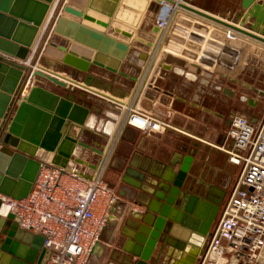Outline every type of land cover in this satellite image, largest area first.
<instances>
[{
    "label": "water",
    "instance_id": "95a60500",
    "mask_svg": "<svg viewBox=\"0 0 264 264\" xmlns=\"http://www.w3.org/2000/svg\"><path fill=\"white\" fill-rule=\"evenodd\" d=\"M60 1L63 2L0 0V195L17 201L30 193L43 163L37 151L52 155L47 163L60 168L67 165L76 149L96 152L85 138H80L88 110L78 104L73 86L56 75L32 71L49 34L52 32L93 52L92 59L85 58L92 65L126 76L119 68L130 50L129 44L68 18L109 28L107 22L69 6L58 7ZM110 1H113L110 10L90 8L111 18L120 0ZM184 8L264 45V1L235 2L223 13L231 24L192 7ZM61 10L65 15L59 14ZM49 11L51 14L40 34ZM246 27L252 32H247ZM152 31L157 33L158 30L154 27ZM115 33L133 39V35L126 31L115 29ZM39 34L36 46L40 43V48L37 47L32 66L26 70L23 63L28 60ZM60 49L66 50L65 47ZM29 77L31 84L35 78H40L61 88L62 95L37 85H30L23 93ZM102 154L99 151L98 155ZM76 162L85 164L80 159ZM192 162L193 158L186 155L176 172L168 166L170 176L158 178L156 192L147 203L145 212L133 214L131 223H127L131 233L127 236L124 251L137 258L136 264H148L158 244L160 252L165 246L185 252L187 243L192 244L193 234L204 237L208 233L224 191L210 186L205 200L190 197L192 202L187 201L189 192L184 190V184ZM143 180H139L140 183ZM0 227V250L9 257L7 264H46L50 252L44 249L42 236L19 229L18 219L12 214L0 217ZM194 261L195 254L187 252V256H182L175 264H194Z\"/></svg>",
    "mask_w": 264,
    "mask_h": 264
},
{
    "label": "crops",
    "instance_id": "0c3cea01",
    "mask_svg": "<svg viewBox=\"0 0 264 264\" xmlns=\"http://www.w3.org/2000/svg\"><path fill=\"white\" fill-rule=\"evenodd\" d=\"M124 1L125 0H121L120 4H124ZM126 1L128 3L129 0ZM186 1L192 8L197 7L195 5H198L197 2L199 1L204 10L201 8L194 9L197 11L200 10L221 21L232 23L230 20H228V22L219 16H213L205 11L207 10L206 5L210 4L209 0H204V2H201L202 0H196L194 3L195 5L192 3V0ZM237 1L239 0H235V2ZM262 1L264 0H256L258 3ZM94 2H96V6L100 7V9L110 10L113 1L64 0V6H69L88 15L89 11L96 12L90 8L95 7L93 6ZM139 2L140 3L136 4V6L128 5L137 10L139 9V11H141L140 13H144L149 0H139ZM212 2H215V0H212ZM118 9H120V6H116V14L111 22H114L113 24L122 31L134 32V30H136L134 26H136L137 23L133 28H126L122 22L118 20ZM96 13L102 15L99 12ZM60 15L65 14L60 11ZM132 15V12H129L128 17H132ZM67 17L95 29L90 25L92 23L89 24L84 20L75 19L70 16ZM113 24L110 25L114 27ZM175 24L176 27H183L184 30L175 28L174 30H176L175 32L177 35L172 34L170 44L167 47H165V42H168V40L164 39L161 42V45L162 43L164 45L162 46L163 50L160 49L159 52L157 51L158 49L156 50V44L158 43V37L160 34H150V32H153L152 30L155 26L152 27L150 32H139L134 34L132 40L126 39L120 34L112 33L110 30L105 31L109 36L125 42L130 46V50L119 68V71L126 76L113 74L106 69L92 65L85 58L92 59L94 56L93 52L90 53L89 51H86V48L59 35H56L58 44L56 41L55 43L57 45L50 42L48 51H46L48 42L44 44V47H46H43L41 50L43 61L41 66L37 64L39 68L36 67L34 69V71L56 75L61 81L63 80L69 85L71 84L74 88L73 93L76 95L78 104L88 110L80 138H85L96 152L76 149L74 156L68 161L67 165L61 169L66 172H77L81 177L89 179L90 170H93L95 165L99 163L100 159H102L101 155H98L99 151L105 152L107 149L105 143L107 142L108 145L111 139L115 137L117 138V145L115 144L113 147L107 162V166L109 163L110 167H108L107 172L104 173V181L109 184L115 182V189L118 190V193L120 194L119 201L114 207L115 220L103 231L101 241L94 248L88 264H136L137 258L124 251L127 236L131 233L130 228L126 226L128 225L127 223H131L133 217V213H131L129 209L132 207L138 209L139 207L134 203V201H136L134 198L136 193L135 187H140L141 181L139 180L145 178L146 181L150 182L154 180L152 177L157 179L163 176L169 177L170 169L168 170V166H171L173 163L175 164L176 161H178V164L181 163L183 158L181 153L176 151V153H174L171 151L173 143L176 142V140L173 139L172 133L176 132L184 136H189L186 132L183 133L178 130L174 125L180 119L178 117L181 116L176 108V104L178 102L182 104L187 102L176 94L177 90L175 85L165 86V83L172 82L170 78L172 76L181 77L182 80H179L180 82L200 81L202 79L198 80V74L194 72L196 68L191 65L195 66L196 62L197 64H202L206 70H215L214 66L218 65L220 62L219 59L212 64H210V61H207L208 57L211 56V52H214L210 47H206L208 42H212V44L214 43V49L219 52L217 58H219L221 54L223 45L221 33L223 32L217 23L203 18L202 16H195L189 13L186 16L183 14L177 16ZM196 24L201 28H207V35L204 37L205 39L198 37L202 34V31L199 30V26ZM245 30L250 31L247 27ZM100 32H104V30ZM244 39L247 45L252 46L251 49H255V46L257 47L256 49L264 46L251 38L244 37ZM150 41L153 42L152 47L151 45H148ZM201 41L202 45L199 49H195L196 51L191 49L190 44L191 46H194L197 43L199 45ZM60 47H65L66 50L62 51ZM144 50L147 52L145 53ZM70 51L74 52L76 55H73ZM166 53L174 59L173 61H177V63L184 66H176V63L170 61L167 57H163ZM187 60L190 62H187ZM247 61L248 63L244 66L245 68L247 67L249 75L250 72L255 73V68L257 67L253 64H249V59ZM54 63L57 65L56 68L54 67ZM234 78H239L238 72L234 76L225 77L221 75V77H212V79L208 80ZM30 85H37L50 92L62 95L61 88L44 79L35 78L34 82ZM30 85L28 88L31 87ZM26 91L24 93H26ZM134 98L142 110L152 114L161 121L171 122L173 126L159 132H144L129 126H122V114L119 111L118 105L131 103ZM201 109L207 114H210V110L205 108ZM259 113L260 112L256 113L254 117L250 119V122L256 124V127L260 126L264 121V119L259 116ZM73 132L74 131L71 130L72 134ZM224 138L225 136L223 135L220 139H215L214 141L218 140L219 146L222 145L230 148V143L225 142ZM97 139L100 140L98 141ZM206 144L212 146L210 143ZM37 154L39 155L38 157L40 158V161L46 164H48L47 161H50L53 157L50 154L46 156L42 150L37 151ZM77 159L82 160L85 164L81 165L77 163ZM121 168L129 171L130 178H128L127 183L124 185L119 184V180L117 179L119 175L116 174ZM176 170L177 169H174V172H176ZM189 175L190 178L199 180L197 179L198 177L195 178L191 172H189ZM187 188H189V186ZM118 211L121 215L117 214ZM142 212L143 209L139 208V213ZM1 229L2 228L0 227V231ZM19 229L21 228L19 227ZM168 253L167 258L171 259L174 255L172 254L171 248L168 250ZM8 260L9 257L3 254L0 250V264H7ZM148 264H166V256L162 258L160 252H157L153 257V260Z\"/></svg>",
    "mask_w": 264,
    "mask_h": 264
},
{
    "label": "built area",
    "instance_id": "2783aa9c",
    "mask_svg": "<svg viewBox=\"0 0 264 264\" xmlns=\"http://www.w3.org/2000/svg\"><path fill=\"white\" fill-rule=\"evenodd\" d=\"M151 3L157 8L154 26L160 34L158 42L168 40L167 47L172 34L177 35L175 19L188 15L184 6H191L186 0H149ZM224 35L232 43L240 37L235 32ZM35 51L33 48L23 63L26 70L32 66ZM36 67L39 68L37 62L32 71ZM30 79L23 93L31 84ZM118 107L122 126L144 132L171 128L142 110L135 98ZM225 134V142L231 146L219 149L228 155L231 164L241 167V173L198 264H228L229 256L250 264H264V121L256 127L244 116L235 115ZM116 139L110 140L101 161L90 170L89 179L77 172L41 163L26 198L17 201L0 195L2 217L12 214L22 230L43 237V247L50 252L46 264H88L103 231L114 220L117 196L104 181V173ZM3 207L5 213H1Z\"/></svg>",
    "mask_w": 264,
    "mask_h": 264
},
{
    "label": "rangeland",
    "instance_id": "374dc122",
    "mask_svg": "<svg viewBox=\"0 0 264 264\" xmlns=\"http://www.w3.org/2000/svg\"><path fill=\"white\" fill-rule=\"evenodd\" d=\"M120 1L116 5V6H120V9H118L119 11L118 20H120V22H122V24L126 28H131V27L133 28V26L137 23V26H134V28L136 29L134 30V34H137L139 32H150L152 27L154 26V21H155L154 16L157 10L156 6L153 3H151V5L147 3L145 12L140 13L139 9L137 10L134 9V7H129L126 0L124 1V4H120ZM135 1L136 0H133V3H135ZM195 1L196 0H192V3L194 4ZM201 2H204V0H202ZM209 2L211 5L210 4L206 5L207 10L205 11H207L213 16H219L220 18L226 21L229 20L227 17L223 16V13L225 9L232 8L233 4L235 3V0H215V2L209 0ZM139 3L140 2L137 0L135 4H139ZM197 3L198 5L194 4L195 6H197L194 8L203 9L201 3L199 1ZM63 5H64V0L63 2L61 1L59 2L58 7ZM93 6H95L97 9H100V7L96 6V2H94ZM129 12L130 13L132 12L133 14L132 19L130 21L127 19ZM115 14L116 11H114V14L111 18L107 17V23L109 24V28L103 29L104 31L110 30V32L115 33V29L120 30L113 24L114 22L113 23L111 22L113 21ZM139 15L141 16L138 17ZM110 24H113L114 27H112V25ZM196 25L199 26L198 24ZM199 30L202 31V34L199 35L198 37H201V39H205L204 37L207 35V28L206 27L201 28L199 26ZM221 30L224 34L225 32L233 33L232 31L225 30L223 28H221ZM152 33L154 32H150V34ZM223 33H221L222 35L221 37L223 39V45L221 50L222 55L220 54L219 58H217L219 52L214 49V45H213L214 43L212 44V42H208L206 44V47H210L211 50H214V52H211L210 54L211 56L208 57L207 61H210V64L216 62L217 59H219L220 61L219 64L216 65L217 67L214 66L215 70L214 69L206 70V68H204L202 64L199 63L197 64L195 62L196 65L195 66L191 65V66L196 68L194 72L198 74L197 75L198 80L200 79L202 80L180 82L182 80L181 77L172 76L170 77L172 82L165 83V86L175 85L177 90L176 94L183 100L185 99V101L187 102L184 104L178 102L176 104V108L181 114V116L178 117L180 119L174 125L177 127L178 130L182 131L183 133L186 132L189 136L186 135L184 136L179 133L173 132L172 133L173 139H175L176 142L173 143V147L171 149V151L176 153L179 152V150L177 149L178 147L187 144L188 147L186 148V151H192L195 154L194 155L195 160L193 165L191 166L192 169L190 170V172L195 178L198 177L197 179L199 180H194L189 177L190 180L188 179L186 186L188 184L189 187L191 185L192 186L189 195L187 196V201L190 199V197H195L197 200H202V201L205 200L210 186H214L215 188L224 191V195L222 197L220 205L217 206V211L215 213L214 220L208 230V233L204 237H202L201 246H199L197 250L195 247L191 249L193 250V252H196L194 264H198L200 255L207 246V243L209 242L211 237V233L215 229L220 219L219 218L220 214L222 213L227 203L228 196L236 186V182L241 173V167L239 165L235 166L231 164L228 160V155L219 149V147L221 148L222 145L219 146L218 140L214 141L215 139H220L223 135L226 137L225 134L226 129L223 127L222 121L219 119L218 115L216 114L218 112H221L224 109V107H230V108L233 107V111H234L233 116L235 115L244 116L250 121V119H252V117H254L256 113L260 112L259 116H261V118L264 119V50H262L264 49L263 48L264 46L258 49H256L257 47L255 46L254 47L255 49H251L252 46L251 45L249 46L245 43V39H244L245 36L237 32L236 34H239L240 37H238L232 43L226 39V36L223 35ZM55 41L57 43L58 39L56 35L51 32L48 38L46 39V41L44 42V44L48 42L47 44L48 46L47 47L45 46L46 51L49 50L50 42L53 43L54 45L58 44V43L56 44ZM40 45L41 44L38 43L35 49H37L38 47L39 50ZM201 45H202V41L201 43H199V45L198 43L194 46H191L190 44V47L192 50L196 51L195 49H199ZM162 46L163 43L161 45V42L160 43L158 42L156 44L157 47L156 50L158 49L157 50L158 52L160 49L163 50ZM43 47L38 52L36 59L37 64L40 66L43 61V56H41V50L43 49ZM146 50H144L145 53L147 52ZM163 57H167V59H169L170 61L174 60L167 53L163 55ZM248 59H249V64H253L257 67L255 68L256 69L255 73L250 72L251 76L248 73L247 67L245 68L244 66L245 64L248 63L247 61ZM188 61L189 60H187V62ZM173 62L176 63V66H180V67L184 66L180 63H177V61H173ZM56 66H57L56 63H54L55 68ZM237 72L239 73V78L208 80V79H212V77L213 78L221 77V75L225 77L234 76ZM203 79H207V80H203ZM224 90L226 91V94H224ZM201 108L210 110V114H207ZM165 122L168 123L170 126H173L171 122L169 121H165ZM97 140L99 141L100 139ZM224 141H226L225 138ZM114 143L117 145V140ZM206 143H210L212 144V146L207 145ZM193 146H196L195 147L196 149H193ZM226 148L227 147H225V149ZM191 180H193V183L190 185L189 181ZM191 202L192 200L190 199V203ZM194 204L196 205V202H194ZM189 245L187 243L185 252H180L171 246L170 247L165 246L160 252L159 251L160 245L158 244L154 252V255L157 252H160L162 258L166 256V264H175V262L180 260L182 256H187V252L191 253L188 250ZM170 248L172 250V254H174L173 255L174 258L172 256L171 259H168L167 255L169 254L168 250ZM153 257L151 258V261L153 260ZM233 258L234 257L229 256L227 258V263L229 264V262ZM246 264H250V263L247 262ZM251 264H259V263L252 262Z\"/></svg>",
    "mask_w": 264,
    "mask_h": 264
},
{
    "label": "flooded vegetation",
    "instance_id": "af4514ba",
    "mask_svg": "<svg viewBox=\"0 0 264 264\" xmlns=\"http://www.w3.org/2000/svg\"><path fill=\"white\" fill-rule=\"evenodd\" d=\"M152 41H150V43H148V45L150 46L151 45V47H152ZM234 111H233V107L232 108H230V107H224V109L221 111V112H218L216 115H218V117H219V119L222 121V125H223V127L227 130L228 129V127L230 126V124H231V121H232V119L234 118V113H233ZM105 146H107V142L105 143ZM188 147V145L187 144H184V145H182L181 147H178V150H179V152L183 155V158H182V161H183V159L185 158V156L186 155H189V156H191L192 158H193V161H194V153L192 152V151H186V148ZM196 146H193V149H196L195 148ZM101 157H102V155H101ZM100 161H101V159H100ZM182 163V162H181ZM181 163H179V164H181ZM193 163V162H192ZM179 164H178V161H176L175 162V164L173 163V164H171V167L173 168V169H177V170H179L178 168H179ZM192 165V164H191ZM108 167H110V165H109V163H108V166H106V168H105V173L107 172V170H108ZM190 168H191V166H190ZM176 170V171H177ZM191 170V169H190ZM116 171H118V170H116ZM116 174H118L119 175V177H117V179L119 180L118 182H119V184H122V185H124L125 183H127V180H128V178H130L129 177V171L127 170V169H124V168H121V169H119V171L116 173ZM189 177H190V175H188V177L186 178V181H185V184H184V190L186 191V189H187V191L188 192H190V189H191V184L193 183V180L192 181H189V183H190V187L189 188H187L188 186H189V184L186 186V183H187V181H188V179H189ZM191 177H192V175H191ZM152 179H154L153 181H146V178L143 180V182L141 183V186H140V188H139V190H137L136 189V193H135V196H134V198L136 199V201H134V203H135V205L136 206H139L138 207V209H134L133 207L132 208H130L129 209V211L131 212V213H133V214H135V213H139V208H142L143 209V212L142 213H144L145 212V210H146V205H147V203L149 202V200L154 196V193L156 192V185H155V183H157V181H158V179L157 178H153L152 177ZM107 183V185L111 188V189H113L114 190V192H115V194H116V196H117V201H116V203L114 204V207H115V205L118 203V201H119V193H118V190H116L115 189V182H111L110 184L108 183V182H106ZM145 185V186H144ZM139 191V192H138ZM113 207V208H114ZM119 209V208H118ZM114 210H115V208H114ZM113 214H114V212H113ZM118 215H121L120 213H119V211H118V213H117ZM114 218H115V215H114ZM115 220V219H114ZM114 220L111 222V223H113L114 222ZM110 223V224H111ZM196 240L194 241V243H193V246H192V249L195 247L196 248V250L198 249L197 247H199V246H201V242H202V237L201 236H198L197 238H195ZM192 253H196V252H193V250H192Z\"/></svg>",
    "mask_w": 264,
    "mask_h": 264
},
{
    "label": "bare ground",
    "instance_id": "6f19581e",
    "mask_svg": "<svg viewBox=\"0 0 264 264\" xmlns=\"http://www.w3.org/2000/svg\"><path fill=\"white\" fill-rule=\"evenodd\" d=\"M137 1V0H136ZM136 1H135V3H136ZM139 1V0H138ZM135 3H133V0H129L128 1V4H130L131 6H136V4ZM135 9V8H134ZM143 10V9H142ZM141 12V11H140ZM90 13H92V14H90ZM189 13H191V14H193L192 12H190L189 11ZM50 14H51V11H49V14L47 15V18H46V20H45V22H44V24H43V26H42V28H41V32H40V34L42 33V31H43V29L45 28V24H46V22H47V20H48V18H49V16H50ZM96 14V15H95ZM88 15L89 16H91V17H94L95 19H97V20H100V21H103V22H107V17L105 16H103V15H100V14H98V13H96V12H93V11H89V13H88ZM193 15H195V14H193ZM140 16V15H139ZM196 16V15H195ZM127 19L130 21L131 19H132V17H128L127 16ZM219 20V19H218ZM128 21V22H129ZM221 21V20H220ZM224 22V21H223ZM215 23V22H214ZM217 23V22H216ZM90 24V23H89ZM221 28H223V29H225V30H230V29H228V28H226V27H224V26H222V25H220L219 23H217ZM90 25H92V27L93 28H95V29H97V30H99V31H102L103 30V28L102 27H100V26H98V25H96V24H90ZM136 26H137V24H136ZM237 26V25H236ZM238 27H239V25H238ZM158 30V29H157ZM122 31V30H121ZM231 31V30H230ZM127 32V31H126ZM159 31H157V33H158ZM232 32H235V31H232ZM249 32V31H248ZM251 32V31H250ZM128 33H131L132 35H134V32H128ZM157 33H155V34H157ZM238 33V32H237ZM253 33H255V32H253ZM40 34L37 36V38L35 39V41H34V43H33V45H32V49L33 48H35V46H36V43L38 42V39H39V37H40ZM256 35H258L257 33H255ZM164 46V45H163ZM171 46V45H170ZM169 46V47H170ZM162 56V55H161ZM34 71V70H33ZM1 213H5V209H4V207L1 209ZM1 216V215H0ZM199 235H197V234H193L192 235V238H191V242H192V244H190L189 246H188V250L192 253V246H193V243H194V241L196 240L195 238H197ZM247 262H244V261H242L241 259H236V258H233L230 262H229V264H246ZM259 264H262V262H259Z\"/></svg>",
    "mask_w": 264,
    "mask_h": 264
}]
</instances>
